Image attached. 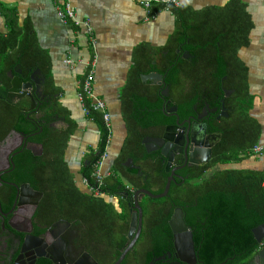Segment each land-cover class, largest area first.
Wrapping results in <instances>:
<instances>
[{"label": "trees", "instance_id": "1", "mask_svg": "<svg viewBox=\"0 0 264 264\" xmlns=\"http://www.w3.org/2000/svg\"><path fill=\"white\" fill-rule=\"evenodd\" d=\"M163 9L171 10L176 18L175 30L170 34L165 47L170 49L184 42L185 48L196 54L192 62L180 58L175 64L160 70L167 74L172 89L186 85L192 88L212 86L221 94L224 85L235 92L227 99L231 109V123L221 127L223 136L213 149L212 159L198 169L195 167L191 177L183 184L172 183L166 197H145L141 202L145 224L149 228L166 230V234L158 233L153 238L159 241L158 247H168L156 251L153 257L173 246L169 221L175 208L180 207L184 211L185 221L193 231L198 263L255 264L254 257L263 247V243L255 238L253 229L264 224V167L229 166L257 157L253 154V148L261 143L263 137V125L252 114L254 98L249 88L248 68L239 55L250 44L254 21L244 0H228L222 6L213 5L201 9L185 4L167 7L157 3L151 6V14L155 15ZM0 14L3 18V24L0 23V77L8 84L7 72L15 70L17 66L24 69L40 68L53 92L57 93L53 84L50 56L31 33L30 24L22 23L17 10L5 6L1 1ZM147 46L149 48L146 50ZM150 47L149 44H142L137 51L135 66L122 95L123 114L129 133L120 154L113 162L112 175L106 177L101 185L93 173L105 150L109 132L100 112L91 110L88 116L100 128L101 139L97 151H89L80 162L78 170L68 158L77 129L75 122L68 119L69 128H45L44 134L37 139L50 157L43 164L40 174V189L44 198L39 213H68L70 219L86 224L90 232H94L93 229L97 227L113 229L118 225L116 217L128 218L130 209L123 203L121 206L114 205L110 196L126 200V185L133 189L146 188L155 194L164 191L166 180L162 186L153 188V179L161 175L164 165L144 148V134L139 127H159L166 119L162 113H157L152 120H138L132 112V93L136 84L141 83L142 68L146 64L152 65V59L159 64V60L150 53L149 50H153ZM171 50L176 53L174 47ZM139 51L143 52L140 56ZM153 68L159 70L158 66ZM225 76L228 77L227 81H224ZM189 99L188 96L178 99L177 104L182 110L192 107L195 99ZM89 102L86 100L87 104ZM53 106V114L67 113L57 99ZM23 156L24 160L34 162L31 152H25ZM129 157L149 175L148 183L137 170H128L123 165ZM217 166L223 167L209 173ZM30 176L34 177L32 172ZM83 179L88 181L89 187L93 186L107 194L96 195L89 191ZM133 195L130 191L129 196ZM165 237L169 241L162 245Z\"/></svg>", "mask_w": 264, "mask_h": 264}, {"label": "flooded vegetation", "instance_id": "2", "mask_svg": "<svg viewBox=\"0 0 264 264\" xmlns=\"http://www.w3.org/2000/svg\"><path fill=\"white\" fill-rule=\"evenodd\" d=\"M166 43L167 41L158 46L150 45L153 50L149 51L159 60V64L157 65V60L152 59V65L146 64L142 68L141 83L136 84L131 98L132 112L136 119L152 120L157 113H162L166 119L165 123L159 127L152 126L145 129L139 127L144 134L142 144L146 151L145 138H163L169 126L177 128L174 132L176 136L182 133L180 138L183 139V143L169 150V155L174 156L169 171H166L168 158L163 156L156 143L152 145L150 143L151 152H147L155 155L157 161L161 160V164L164 165L161 175L153 179L155 183L153 188L162 186L165 180L167 183L174 169L172 183L181 185L191 177L195 167L198 169L206 164L186 162V153L190 152V143H187L185 128L188 125L187 122L190 121L197 128L196 140L199 142L202 140L206 142V132L210 135L216 134L211 139L220 137L219 134L222 139L221 127L227 126L232 120L227 99L235 92L234 89L224 85L222 95L212 86L199 88L193 86L192 88L186 85L173 90L167 81V74L161 73L160 70H164L169 64H175V61L180 58L192 62L196 54L186 49L184 42L177 47L172 44L170 49L165 47ZM190 43L188 39V44ZM173 47L176 53L171 50ZM148 48L147 46L146 50ZM142 53L139 51V56ZM156 66L159 70L153 68ZM37 69L29 67L24 69L17 66L15 70L7 72L8 84L0 77V264H116L139 230L137 227L132 239L129 238L134 211V195L131 197L129 195L130 191L134 193L138 189L126 185L124 188L126 200L123 201L118 196H110L114 205L121 206L123 203L130 209L128 218L122 219L119 215L116 217L118 225L113 229L97 227L93 229L94 232H90L86 224L70 219L68 213H63V215L61 213L47 215L39 213L44 198V193L40 189L42 186L40 174L44 168L43 164L50 157L47 156L44 145L37 139L44 134L45 128L49 130L69 128L70 123L67 120L70 118L67 113L53 114V105L57 96H53L56 92H53L42 70L41 75L46 80L40 84L33 82L32 96L26 93L27 89L21 85L14 87L19 88L18 90L11 91V71L14 76H19L25 83L31 81L32 77L39 80ZM169 71L170 68L167 69V72ZM151 73L162 74V83L155 79L152 81L142 79V75ZM227 80L228 77L225 76L224 81ZM36 85L39 90L34 91ZM187 96L189 100L195 99V101L191 108L182 110L177 104L178 99H185ZM193 145L194 148L202 147L196 142ZM28 147H33V150ZM25 152L32 153L35 158L34 162L24 160ZM131 158H127L123 165L128 170H136L133 168L134 164L140 166L141 172L138 174L148 183L149 175H146L142 166L136 164L134 160L130 163ZM30 172L34 177L31 178ZM105 193L102 192V194ZM145 197L148 196H144L140 204ZM145 221L143 211L140 235L119 264H189L178 257L172 230L173 246L154 258L156 251L167 249L168 246L158 247L157 242L159 241L153 237L158 233L166 234V230L165 228H149ZM187 226L191 230L188 224ZM123 236H125V241H123ZM168 241V237H165L162 245ZM262 243L264 247V240ZM261 262L258 253L254 257V263L261 264ZM195 264L201 263H198L197 259Z\"/></svg>", "mask_w": 264, "mask_h": 264}, {"label": "crops", "instance_id": "3", "mask_svg": "<svg viewBox=\"0 0 264 264\" xmlns=\"http://www.w3.org/2000/svg\"><path fill=\"white\" fill-rule=\"evenodd\" d=\"M0 1L7 7L15 8L22 23L30 24L31 33L50 56L57 100L66 110L68 118L77 124L68 153L76 170L79 169L80 160L89 151H97L101 139L99 126L84 114L78 97L80 82L93 69L95 92L105 100L112 116L113 138L109 158L103 168V174H106L127 139L128 127L123 114L122 95L135 66L137 51L142 44L158 46L166 42L175 30V15L171 10L163 9L150 18L145 2L150 1L153 7L160 0H69L76 9L77 18L89 20L93 27V43L85 27H77L59 19L56 4L62 0ZM178 1L196 9L222 6L228 2ZM244 1L254 27L249 46L243 48L239 55L248 68V83L254 98L252 114L263 125L261 143L264 144V0ZM2 21L0 14L1 25ZM242 167L262 168L264 160L259 156L253 157L244 161Z\"/></svg>", "mask_w": 264, "mask_h": 264}, {"label": "water", "instance_id": "4", "mask_svg": "<svg viewBox=\"0 0 264 264\" xmlns=\"http://www.w3.org/2000/svg\"><path fill=\"white\" fill-rule=\"evenodd\" d=\"M174 6V5H172ZM37 74H39V80L36 78L32 77V80L29 82H23L22 79L19 76H14L13 72L11 71L10 75H11V84H12V90H18L19 88H14L16 86H23V88L27 89L26 93H28L29 95L32 96V90H33V82L40 84V82H45V77L42 76V71L40 68L37 69L36 71ZM143 80L147 81V80H157L160 83H162L163 80V75L160 73H151L148 75H142ZM20 86V88H21ZM41 87V86H40ZM39 90L38 86L36 85V88L34 89V91ZM54 97H58L57 93L56 95H53ZM188 125L186 128V133H187V143H190V152L186 153V162H190L191 163H196V164H201V163H207L213 155V147L217 144V142L219 140H221V135L219 134L220 137H215L214 139H211V137L215 136V135H210L207 134L206 132V142L204 140L202 141H197L196 140V135H197V128L190 123V121L187 122ZM177 128L175 126H169L166 129V133L163 136V138H145L144 139V143L146 145L147 151L151 152V149H149L150 143L152 145L153 144H157L158 145V149H160L162 151L163 156L168 158V163H167V168L166 171L170 170V167L172 165V160L174 159L173 155H169V150L171 148H173L175 145L177 144H182L183 143V139L180 138L181 134H179V136L175 135V130ZM204 132V129H203ZM197 143L202 145V147H198V148H194L193 143ZM30 150H33V147H28ZM187 151H188V146H187ZM34 154H36L35 150H34ZM130 163H133V159H130ZM134 169H136L138 171V173L141 172V168L140 166H136L134 164ZM174 172L175 169L172 171V174L168 177L167 179V183L165 186V189L162 193L159 194H155L152 191L145 189V188H141L138 189L134 192V211L132 213V220H131V230H130V234H129V238L132 239V237L134 236L135 230L138 227V232L137 235L135 236V238L132 240L131 244L128 246V248L124 251V253L121 255V257L118 259L116 264H119L125 257V255L127 254V252L133 247L134 243L136 242V240L138 239L139 235H140V229H141V225H142V217H143V208L140 204V201L142 200V198L144 196H148L151 198H162L168 195L170 188H171V184L174 181ZM128 193V192H127ZM42 193H40L41 195ZM43 195V194H42ZM171 230L174 234V246L177 252L178 257L189 263V264H195L197 261V257H196V250H195V241H194V237H193V232L191 230H189L185 219H184V211L182 208L178 207L175 209L174 214L172 215L170 221H169ZM253 233L255 238L257 239L258 242L262 243L264 240V224H261L257 227H255L253 229ZM259 256L262 260L261 264H264V247L260 250L259 252Z\"/></svg>", "mask_w": 264, "mask_h": 264}, {"label": "built area", "instance_id": "5", "mask_svg": "<svg viewBox=\"0 0 264 264\" xmlns=\"http://www.w3.org/2000/svg\"><path fill=\"white\" fill-rule=\"evenodd\" d=\"M159 3L165 6H180L181 3L178 0H160ZM145 7L147 9V13L149 17H153L154 14H151V2H145ZM56 12L59 19L65 23H72L77 27H85L92 38V42L95 43L93 36V27L91 26L89 20H80L77 18L76 9L71 5L69 0H62L56 4ZM70 63V60H67ZM95 73L93 69H91L85 78L80 82L79 86L81 89L79 90V101L81 102V106L84 114L88 117L91 113V110L100 112L102 114V118L104 123L108 129L109 135L107 144L103 154L101 155L98 163L96 164V170L93 173L95 176L97 183L101 185L103 180L112 174L111 168H108L106 174H103V168L105 166L106 160L109 158V148L113 138V125H112V116L107 107L105 100L99 97L95 92L94 81H95ZM86 100L90 102L87 104ZM93 120V119H92ZM253 154L263 158L264 160V144L259 143L254 146ZM85 186H88V181L86 179L83 180ZM89 191L95 193L96 195H102V192L98 188H94L93 186L89 187Z\"/></svg>", "mask_w": 264, "mask_h": 264}, {"label": "rangeland", "instance_id": "6", "mask_svg": "<svg viewBox=\"0 0 264 264\" xmlns=\"http://www.w3.org/2000/svg\"><path fill=\"white\" fill-rule=\"evenodd\" d=\"M239 165L242 166V164H234V163L231 164V165H229V166H230V167H231V166H236V167H237V166H239ZM240 166H239V167H240ZM221 167H223V166H217L215 169H213V170L210 171L209 173H212L213 171H215V170H217L218 168H221Z\"/></svg>", "mask_w": 264, "mask_h": 264}]
</instances>
